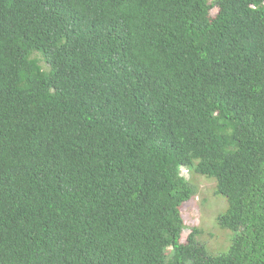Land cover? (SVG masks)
<instances>
[{"label": "trees", "instance_id": "trees-1", "mask_svg": "<svg viewBox=\"0 0 264 264\" xmlns=\"http://www.w3.org/2000/svg\"><path fill=\"white\" fill-rule=\"evenodd\" d=\"M0 264H264V0H0Z\"/></svg>", "mask_w": 264, "mask_h": 264}, {"label": "rangeland", "instance_id": "rangeland-1", "mask_svg": "<svg viewBox=\"0 0 264 264\" xmlns=\"http://www.w3.org/2000/svg\"><path fill=\"white\" fill-rule=\"evenodd\" d=\"M198 194L182 208L185 226L183 237L193 226L200 227L202 232L197 239L211 254L226 252L232 243L233 232L220 227L217 217L227 210L224 196L215 195V183L211 179L199 178Z\"/></svg>", "mask_w": 264, "mask_h": 264}]
</instances>
